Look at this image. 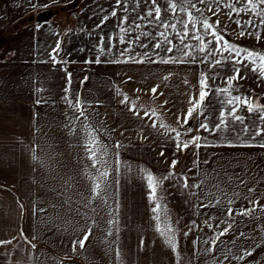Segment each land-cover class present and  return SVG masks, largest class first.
Segmentation results:
<instances>
[{
  "label": "crops",
  "instance_id": "obj_1",
  "mask_svg": "<svg viewBox=\"0 0 264 264\" xmlns=\"http://www.w3.org/2000/svg\"><path fill=\"white\" fill-rule=\"evenodd\" d=\"M24 1L0 0V19H6L5 17H8L14 7ZM27 2L29 3V0ZM135 2L136 0L131 4L134 5ZM32 3H36V0H32ZM60 3L61 1L58 0L55 5ZM41 8L44 7L29 5L26 10H17L18 16L30 13L36 15L37 10ZM113 9L115 5L111 0H87L71 13L74 23L66 22L64 30L57 27L59 21L67 20L70 16H63L64 19L51 17L46 21H35L32 27L3 40L23 38L31 30L34 31V35L39 33L38 39L44 44H40V50L37 48L28 51L23 48L21 51H10L9 54L0 52V182L4 187L23 189L24 206L29 203L31 205L32 196H39L36 203L40 209H43V198L48 195L44 189L53 190L54 194L51 195H60L65 199L63 202L70 205L71 211H66V215L72 214L65 215L62 217L63 220L73 221L79 218L86 220L85 225L76 224L74 227L72 223L70 227L66 225L60 231L59 234L65 237L66 243L70 246V252L56 248L57 256H55L47 248L41 251L32 249L29 245L24 247V259L19 264H117L115 255L117 249L121 252L119 264H174V259L168 255L170 246L158 245L151 241L152 235L160 234L153 229L156 228V220L153 219L154 214L151 211L154 205L148 198L146 175L151 173L159 177L158 172L163 177L173 171L172 161L176 160L175 173L186 175L190 185L201 184V188L196 189L192 201L186 200L177 192L167 193L168 189L184 187L183 179L179 178L182 186L176 185L175 179L164 180L162 184V191H165L166 197L161 203L167 204L168 220L181 221L178 224L172 223L176 234L191 236L203 233L199 231L197 221L205 219L203 215L210 210V208H202V204H207L206 199L203 198L208 186L207 173L216 170L241 172L244 178L243 186L240 188H243L246 186L249 160L254 158L255 160L251 161L256 164L264 161V147L238 145L226 142L219 133L210 135L202 129L197 131L203 121L202 117L190 119L188 124L183 123L189 107V98L195 101L199 97L203 68L201 59L180 64H138L109 63L106 61L114 60L116 56L111 58L102 56L101 63L94 62L99 55L93 53L94 44H99L100 36L103 35L106 40L108 37L114 40V35L120 31L116 20L119 19L118 14L116 17L111 16ZM100 10L104 11L99 12ZM105 17L108 19L102 23ZM15 19L4 20L5 25L2 27L10 26ZM58 42L60 47L58 52L54 53L53 49H56ZM3 44L4 42L0 44V51L3 49ZM53 55L59 62L52 59ZM153 58L160 59L159 56ZM86 60L93 62L85 63ZM69 73H71V91L79 93L91 105L87 108V114L97 128L92 135L99 136L103 144L108 146V155L105 159L112 162L113 156V168H115L119 153L118 158L124 164L118 185L113 183L112 191L109 189L107 204L97 199L90 206H84L92 195V181L89 175H98L97 168L100 166L92 167V161L87 157L85 142L90 138L86 130L87 122L83 119L74 121L73 116L78 115V112L69 109L62 100L66 95L64 89L68 85ZM169 73L172 75L165 81L163 77ZM184 80L188 83L185 84ZM157 85H159L157 94L153 95L151 89ZM161 92L163 95H159ZM122 94L130 98L138 97L137 103L146 106L149 110L157 109V114L164 123L181 133L179 136L181 143L195 136L206 138L200 141L202 147L197 150L194 145H190L188 149H178L176 132H165L160 129L159 121L157 127L153 128L152 121L143 117V111L140 116H136L128 110L129 105L121 103ZM37 100L46 102L37 104ZM161 105L163 107H160ZM178 117L180 123H177ZM212 123H216V120ZM72 124L78 130L77 134L69 130ZM66 125L68 127H65ZM189 126L192 130L185 133L184 129ZM117 142L122 147L117 148L115 146ZM125 151H133L134 158L145 153L152 156L150 164L147 163L150 169H146V165L144 168L140 167L135 159L137 163L131 177L134 192L129 201L125 193L126 181L123 180L128 155ZM177 152H180L181 159L176 157ZM210 155H213V159L208 161ZM204 161L208 163L205 164ZM234 164L236 167L232 166ZM166 165L168 168L164 173L162 170ZM108 179L111 182V174ZM115 179L116 173H114ZM120 189H123L124 197L119 196ZM0 197L2 199L0 203H4L7 199L6 202L12 207V211L7 213V218L18 217L19 210L15 211L17 204L15 195L13 193L6 195L0 190ZM124 199L128 203L124 202ZM238 203V200L233 201L232 207ZM243 203L251 204L248 200H244ZM93 208L96 209L95 212L92 211ZM111 214L113 219L118 217L119 230L120 224L127 228L119 233V240H116V243H114L115 235L114 240L107 235ZM24 216L29 225L31 221L29 208L27 211L25 207ZM93 220L98 222L93 223ZM89 228L92 229V234L85 242V247L81 249L77 245L76 250L73 251L72 241L82 239L84 235L83 232L80 236L79 229L87 231ZM181 229L180 234L178 231ZM23 230L30 235L27 227ZM14 232L16 233V230ZM144 236L151 239L144 243ZM101 237L103 243L99 242ZM188 245V249H183V252L187 253L184 256L187 259H183L182 264H191L189 259L191 247L190 244ZM10 247L13 248L14 258L15 244L14 247L13 245ZM64 249L67 250V247ZM59 253L63 254L59 255ZM13 258L12 264H14Z\"/></svg>",
  "mask_w": 264,
  "mask_h": 264
},
{
  "label": "snow or ice",
  "instance_id": "obj_2",
  "mask_svg": "<svg viewBox=\"0 0 264 264\" xmlns=\"http://www.w3.org/2000/svg\"><path fill=\"white\" fill-rule=\"evenodd\" d=\"M32 3V0H29ZM145 2V0H136L135 4H131L128 0H116V8L111 12L112 17L117 16V10L123 5V13L124 15L120 16L118 19V27L120 32L123 35L120 37V43H127V47L119 50L118 52H114V46L112 45V38L108 37L106 40L103 35L100 36V41L97 46L99 55L97 56L95 63H101L100 56L103 55H114L116 59L106 61L109 63H159V64H180V63H189L195 62L196 56L193 54L194 52H199L202 54L201 63H208L211 68H215L217 65H222L224 60L215 58L217 55L223 56V52L227 51L229 53V58L233 65L244 64V60H248V64L252 65L251 71L258 72L262 78H264V55L256 53L252 50H245L237 48L234 45H229V43L223 39V36L220 34V13L217 10H214L211 5L216 4L217 9L220 7L221 0H166L165 4H161L160 0H151V3L147 5L142 11H137V9L141 8V5ZM198 4H203L207 8L209 12H212L213 16H216L217 19L215 23H210L211 17H207L204 15L203 11L197 6ZM33 7H49V5L40 4V0H36V3L32 5ZM223 6L230 11L227 13L229 20L233 19V13L240 17L241 14H248V19H236L234 22L237 25V28L240 29L239 35H245V30L249 27H256V21L252 19L251 14H255L260 17V23L264 24V0H233L232 3H228L227 0H224ZM195 12L200 13L199 16L195 15ZM108 18L105 17L102 20L104 23ZM127 25V27H125ZM199 25V28L197 27ZM40 27L39 25L37 26ZM99 27V25L97 26ZM151 27L155 31L149 32L147 29ZM137 29L140 31L137 32ZM163 29L164 31H161ZM168 29H171L172 32L169 33ZM133 33H136L133 37ZM174 34V38H179V43H174L173 39H169V36ZM250 35H256L255 32H250ZM207 36H212L214 40H207ZM162 37V39L158 38ZM260 37L257 36V39ZM144 39H155V43L152 45L151 51H143L137 52L135 48L138 46L140 49H148L149 45L143 43ZM196 40L198 42L197 45H193L191 43H187L186 41ZM222 42V43H221ZM215 43V47H210ZM107 45V47H106ZM60 45L57 43L56 49H53V52H58ZM178 52L179 55H167L168 53ZM235 53V56L232 53ZM163 53V54H162ZM241 53H245V57H241ZM159 56L160 59L156 60L153 57ZM52 59L56 61V56L53 55ZM59 62V61H56ZM91 60H86L85 63H92ZM247 66V65H245ZM241 68L233 67L232 74L228 75L224 79V83L227 85L226 87H217L214 89L215 94L221 97V103L224 107L221 108L219 112V116L217 117L218 123H212L209 119L208 115L205 113V100L209 95L210 91H213L208 83L209 77L206 73H201L200 80V91L199 97L195 101L192 98H189L188 104L189 107L187 109L186 114L183 118V123L188 124L190 119H198L199 117H203V121L200 123L199 130H204L209 132L210 135L221 133L226 134L221 138L226 142L229 139H242L243 136H247L249 140H257L260 138L264 140V105L254 104L251 97H241L238 92V88L233 87V82L239 79H244V77L240 76ZM172 74L164 76L163 79L167 81ZM219 76V73H216ZM87 77L85 78V80ZM129 79H131L129 77ZM83 83V81H82ZM184 83L187 84L188 81L184 80ZM159 85L152 87L151 92L153 95L157 94V89ZM66 95L62 97V100L66 104L69 109H72L74 112H78V115L73 116L74 121H78L83 119L87 122L86 130H88L89 139L85 142V148L87 157L92 161V167H100L97 168L98 175H89V179L92 181L91 184V192L92 195L87 199V204L85 207L90 206L95 200L99 199L103 204H107V197L110 195L109 189L112 187V184L115 183L118 185L119 176L121 174V161L119 160V153H117V160L115 161V168L111 167L110 161L105 159L108 155V146L103 144L102 140L99 136L92 135L97 131L96 126L91 122L89 115L87 114V108L91 107V105L85 101L79 93H73L71 91V73L68 74V85L64 89ZM233 93H237L233 95ZM123 99L121 101L122 104L129 105L128 110L133 112L136 116H140L141 111H143V117H147L152 121L151 126L153 128L157 127V121H159V128L163 129L165 132H176V147L178 149H188L190 145H194L197 150H199L202 145L200 141L202 138L200 136L192 137L191 140L181 141L179 140V136L181 133L175 129L165 124L163 119L160 118L157 114V109L153 108L149 110L144 105H139L137 103L138 97L130 98L128 95L122 94ZM159 95H163V93H159ZM46 101L37 100V104L45 103ZM167 103V101H165ZM246 106L247 111L250 115H254L256 120L259 123H256L255 120L252 124L245 123L246 118L244 116L239 115L241 106ZM160 107H163L161 105ZM141 117V118H143ZM156 117V119H153ZM239 123L240 127L236 128L234 125ZM177 123H180V118L178 117ZM65 127H68L66 125ZM74 134H77V129L75 125L72 124L71 128H69ZM192 129L189 126L184 129V132H190ZM117 148L122 147L119 142L115 145ZM207 146V145H205ZM231 146V145H229ZM251 146V145H249ZM260 147H264V143L259 144ZM163 155V153H161ZM35 158V157H34ZM196 163V161H194ZM205 164L208 161H204ZM177 164L176 160L172 161V169L167 175L163 177H156L151 173L146 175L147 185L149 189V202L153 204L151 211L154 214L153 219L157 221L156 230L159 234L164 238L165 243L170 246L173 252L177 251V243L175 239L176 229L172 223L168 220V208L167 204L161 203L164 197L162 194H158V189L162 190V184L164 180L171 179L173 176L177 178L183 179L184 187L186 188H195L200 189L201 184H189L188 177L186 175H179L174 172L175 166ZM191 171V169H189ZM114 172L116 173V179L112 182H109L110 174ZM249 192H252L253 189H248ZM196 195L195 192L192 193ZM203 194V193H201ZM239 195L238 193L236 194ZM244 199L248 200L249 203L253 204L252 208L241 209L239 212H235V209L232 207H228L226 209L227 217L231 218L233 213L237 216H252L255 218V212L257 210L258 201L255 197L245 196ZM70 203V201H66ZM221 201L219 199L216 200L215 204H212L211 201L207 204H202V208L208 207H217L220 205ZM233 203L232 200L228 201V204L231 205ZM117 212L119 211V202L117 201ZM259 210L264 213V206H259ZM38 211H45V209H38ZM93 212L96 211L95 208L92 209ZM93 223H97V221L93 220ZM109 229L107 232L108 236H113V226H115V237L116 240H119V219L118 217L113 220H109ZM161 223L165 225L163 229H161ZM207 223V222H206ZM220 224H227L219 234L215 236L212 240V243L215 245L217 241H219L221 236L229 233L233 224L229 220L221 219ZM220 224H217L216 227H220ZM211 227V224L208 225ZM92 234V229L89 228L84 232L82 239H77L72 241L73 251L76 250L77 245L81 249L85 247V242L89 239V236ZM188 233H185L187 235ZM240 237H245L248 239L249 237L245 236V233L241 232ZM239 237H237L238 239ZM235 240L231 243L235 245ZM11 240L8 241H0V245L9 244ZM207 243V241H205ZM141 246H143V241H141ZM259 247L260 245H256ZM35 247V246H33ZM253 254L252 249H244V255L240 256L239 259L243 260L245 256H251ZM116 260L117 264H119L121 260V252L119 249L116 250ZM232 255V249L229 248L224 255L225 259H228V256ZM179 259V257H178ZM259 264V262H257Z\"/></svg>",
  "mask_w": 264,
  "mask_h": 264
},
{
  "label": "rangeland",
  "instance_id": "obj_3",
  "mask_svg": "<svg viewBox=\"0 0 264 264\" xmlns=\"http://www.w3.org/2000/svg\"><path fill=\"white\" fill-rule=\"evenodd\" d=\"M58 0H40V3L42 5L47 4L49 7H44L39 10H37V14L40 11H45V9L53 8L58 9L59 11L52 15L53 19H64V17H69L71 13L78 7L72 9H65L60 10V6H55V3ZM59 1H70V0H59ZM87 1V0H85ZM135 0H128V2H133ZM99 2V1H97ZM112 4L116 6V0H111ZM228 3H232L233 0H227ZM151 3V0H145V2L141 5V8L137 9V11H142L145 7H147L148 4ZM161 4H165L166 0H160ZM33 3H28L27 0L24 1V3L17 4V6L14 7L12 12L8 14V17H5L6 19H0V44L4 42L3 49H1L2 54H9V52H13L16 50L21 51L23 48L28 51H34L38 48L40 50L39 46L40 40L38 39L39 33L37 35H34V31H29L23 38H14L8 41H3L6 38L16 34L11 33L12 29L10 27L3 28L2 25H5L3 23L4 20H13L18 16L17 10H26L29 5L32 6ZM224 0H221L220 7L217 9L216 4H212L211 7L214 10L219 11L220 16V34L223 36V39L226 40L229 45H234L237 48L245 49V50H252L256 53L264 55V24L260 23V17L256 16L254 13L251 14L252 19L256 21V27H249L245 30V35L241 36L239 35L240 29L237 28L236 23L234 22L236 19H248V14H241L240 17H237L233 13V19L229 20L227 13L230 11L229 9L225 8L223 6ZM107 4H105L106 6ZM100 6V4L98 5ZM108 6V5H107ZM204 13L205 16L211 17L210 23H215V20L217 19L216 16L212 15V12H209L205 5L198 4L197 5ZM99 8V7H96ZM43 9V10H42ZM123 5L120 6V8L117 10L118 16L124 15L123 13ZM50 10V9H49ZM104 11V10H103ZM100 10L99 12H103ZM194 14L199 16L200 13L195 12L193 10ZM34 13H30V18H28V22L26 25L24 24V30L28 29L29 27H32L34 24V20L32 17L35 16ZM28 16V15H26ZM64 16V17H63ZM118 20V18H116ZM115 20V21H116ZM7 21V22H9ZM27 21H25L26 23ZM66 22H69V24L74 23V18L70 16L67 20H61L59 21V26H57L60 30H64V26L66 25ZM113 22V20H112ZM50 27V26H49ZM127 27V25H125ZM199 28V25L197 26ZM17 29H20V27H14ZM59 30V31H60ZM97 30V29H96ZM95 30V31H96ZM22 30H20L21 32ZM94 31V32H95ZM140 30L137 29V32ZM149 32H154L155 30L151 27L147 29ZM161 31H164L161 29ZM99 32V30L97 31ZM168 32L171 33L172 30L168 29ZM250 32H255L256 35H250ZM136 33H133V37ZM123 35L120 31L115 34V39L112 40V45L114 46V52H118L121 49L126 48L128 45L127 43L121 44L120 43V37ZM257 36L260 38L257 39ZM162 39V37H158ZM169 39H173L174 43H179V38L175 37L174 34L169 36ZM20 40V41H19ZM96 40V37H95ZM207 40H214L212 36H207ZM143 43H146L149 45L148 49H140L138 46L135 48L137 52H143V51H150L152 48V45L155 43V39H144L142 41ZM187 43H191L193 45L198 46V42L196 40H189L186 41ZM222 43V42H221ZM93 53L95 55L98 54V44H94ZM49 46V44H48ZM215 43L210 45V47H215ZM107 47V45H106ZM0 53V54H1ZM163 54V53H162ZM196 56V59H202V54L197 52L193 53ZM167 55H179L178 52L174 53H168ZM233 56H235V53H232ZM245 53H241V57H245ZM104 58H110L114 55H103ZM102 58V56H100ZM215 58L224 60V63L222 65H217L215 68H211L208 63H202V72L206 73L209 77L208 83L210 88L213 91L209 92V95L206 97L205 100V113L208 115L209 119L211 121H215L218 123L217 117L219 116V112L224 105L221 103V97L217 96L215 94L214 89L217 87H226L227 85L224 83V79L226 76L232 74L233 67H240L241 72L240 76L244 77V79H237L233 82V87L238 88V92L241 95V97H251L254 104L258 105H264V78L260 76L258 72L251 71L252 65L248 64V60H244V64L240 65H233L231 58H229V53L227 51L223 52V56L217 55ZM247 65V66H245ZM219 73V76L216 75V73ZM201 80V77H200ZM237 93H233L235 95ZM241 116H244L246 118L245 123L252 124L255 120L256 123H259L258 120H256L254 115H250L247 111L246 106H241L240 112L238 113ZM203 119V117H202ZM236 128H239L240 125L237 122L234 125ZM226 134L219 133V136H224ZM229 142H233L238 145H257L264 143V140L257 138V140H249L247 136H243L242 139H229ZM127 152V162L125 165V172L123 180L126 181V188L125 193L127 200L129 201L134 192V188L132 187L133 180L131 179L133 175V170L135 168V163L137 161L140 164V167H143L147 163L150 164V161L152 159V156L149 153L137 155L134 158L133 151H125ZM176 157L180 158L181 154L180 152L176 153ZM213 155H210L208 157V161L211 160ZM137 161H136V160ZM181 159V158H180ZM213 159V158H212ZM254 159V158H253ZM253 159H250L248 162V172H247V178L246 179V186H243V174L241 172H237L234 170H228L227 172H221V171H211L207 173V183L208 186L205 189V195L204 199H206L207 203L211 201L212 204L216 203V200L219 199L221 201L220 205L217 207H208L210 210L207 211L206 214L203 215L205 219L199 220L198 219V229L199 231H202V234L198 235H191V236H184V235H178L175 234V239L177 243V251L173 252L170 250V253L168 255L171 256L172 259H174V264H182L183 259H187L186 256L187 253L183 252V249H188L190 244L191 252H190V260L191 264H264V213H262L259 210V206H264V161L261 162V164L254 163ZM255 160V159H254ZM234 161V160H233ZM251 161V162H250ZM123 163H121V168L123 167ZM236 167V164L232 165ZM112 168H113V156H112ZM168 166H164L163 172L165 173L167 171ZM146 169H150L149 166L146 167ZM178 174V172H176ZM154 175V174H153ZM157 175L161 177V173L157 172ZM183 176L182 174H180ZM227 176V177H226ZM226 177V178H225ZM175 179V180H174ZM170 180V179H168ZM171 180H174L176 185H181V182H179V178H171ZM114 181V172L111 173V182ZM239 184V185H238ZM113 185V184H112ZM182 186V185H181ZM0 190L4 192V194L8 195L10 193H13L15 195V199L17 200V208L15 205V211L19 210V216L15 218H7L10 211H12V207L9 205V203L6 202L7 199H5L4 203H0V241H8L11 240V243L9 244H3L0 245V264H12V246L14 247L15 244V256L13 258L14 264H19L23 258L24 254V247L31 246L32 249L41 250L43 249L49 250L53 255L57 256L56 248L62 249L65 252H70V246L66 243L65 237H62L60 231L62 228H64L66 225L67 227H70L71 224H74V227L77 225H85V219L82 220V218L69 221V220H63L62 217L66 215V211L69 212L70 205L63 202L65 199H62L60 195H51L54 194V191L50 189H44L48 195L43 198V209L46 208L45 211L40 213L38 211L39 205L36 203L38 201L39 196H32V202L31 205H23L22 204V194L23 189L17 188H8L4 187L3 184L0 182ZM253 189L252 192H249L248 189ZM204 190V187H202ZM40 190V189H39ZM112 191V187L110 188ZM33 191V189H32ZM195 188H186V187H179L174 189H168L167 193L171 194L172 192H177L179 195L188 201H192L193 198V192H195ZM52 192V193H51ZM36 193V192H35ZM227 193L229 196H227ZM239 194L238 196L236 194ZM158 194H162L163 197H166L165 191L159 190ZM36 195H39L36 193ZM123 194V189H120L119 196ZM255 197V199L258 201L257 210L255 212V218L252 216H237L235 215V212H239L241 209L245 208H252L253 204L246 205L244 204V197ZM0 200L1 197H0ZM239 201L238 204H234L232 207V204L229 205L228 201ZM124 202L128 203L125 199ZM111 203H112V197H111ZM29 208V213L31 215V221L30 224H27V220L24 216V209ZM112 207V204H111ZM228 207H232L235 209V212L233 213V216L231 218L227 217L226 215V209ZM72 213H67L66 216H70ZM75 216V214H74ZM111 220H113V214ZM225 219L232 222L233 226L229 233L225 234L224 236H221L219 241L214 245L212 243V240L215 238L217 234H219L225 227H227V224H220V220ZM97 221V220H96ZM98 222V221H97ZM140 222V221H139ZM170 223L178 224L181 223V221H169ZM207 222V223H206ZM202 223H204L202 225ZM157 224V221H156ZM211 224V227L208 225ZM217 224H220V227H216ZM27 225V226H26ZM134 225V224H133ZM180 225V224H179ZM178 225V226H179ZM165 225L162 223L161 228H163ZM24 227H27L28 231L30 232V235L28 233H24ZM115 226H113V232ZM178 228V227H177ZM134 229V228H133ZM156 230V228H153ZM202 229V230H201ZM16 230V233L14 232ZM124 230H127L125 225L120 224V230L123 232ZM129 227H128V234H129ZM86 229H79V234L81 236V233L85 232ZM157 231V230H156ZM181 231H178L181 234ZM245 233L246 237H249L246 239L245 237H240V233ZM115 235V234H114ZM113 235V236H114ZM113 236L111 238L113 239ZM153 238L144 236V243L151 239L155 244L163 245L166 244L164 238L161 235H152ZM237 237H239L237 239ZM74 238V237H73ZM97 238V237H96ZM138 240V237H136ZM140 238V236H139ZM81 239V238H80ZM101 240V241H100ZM99 242H102V237L100 238ZM114 240V239H113ZM235 240V245H233L231 242ZM207 241V243H205ZM116 243V237L115 241ZM25 245V246H24ZM256 245H260L257 247ZM35 246V247H33ZM67 247V250L64 248ZM231 248L232 249V255L228 256V259L224 258L225 253L227 250ZM252 249L253 254L251 256H245L243 260H240L239 257L244 255V249ZM55 249V250H53ZM171 249V248H169ZM63 253H59V255H62ZM179 257V259H178Z\"/></svg>",
  "mask_w": 264,
  "mask_h": 264
},
{
  "label": "flooded vegetation",
  "instance_id": "obj_4",
  "mask_svg": "<svg viewBox=\"0 0 264 264\" xmlns=\"http://www.w3.org/2000/svg\"><path fill=\"white\" fill-rule=\"evenodd\" d=\"M85 0H70V1H65V2H62L60 4H56L55 6L59 7L60 6V10H65V9H69V8H76L78 7L82 2H84ZM50 9V10H49ZM45 11H50L52 13H57L59 10L58 9H53V8H48V9H45ZM42 12V11H41ZM40 12V13H41Z\"/></svg>",
  "mask_w": 264,
  "mask_h": 264
},
{
  "label": "trees",
  "instance_id": "obj_5",
  "mask_svg": "<svg viewBox=\"0 0 264 264\" xmlns=\"http://www.w3.org/2000/svg\"><path fill=\"white\" fill-rule=\"evenodd\" d=\"M28 15V16H26ZM30 14H25V15H21V16H18L15 21H13L10 26L11 29H12V32L11 33H16V32H19L20 30H24L23 28L25 27L24 24L26 25L28 22V18H30ZM25 21H27L25 23ZM14 27H20V29H17V28H14Z\"/></svg>",
  "mask_w": 264,
  "mask_h": 264
},
{
  "label": "water",
  "instance_id": "obj_6",
  "mask_svg": "<svg viewBox=\"0 0 264 264\" xmlns=\"http://www.w3.org/2000/svg\"><path fill=\"white\" fill-rule=\"evenodd\" d=\"M54 13L50 11H42L41 13L36 14L32 19L36 22L49 20Z\"/></svg>",
  "mask_w": 264,
  "mask_h": 264
}]
</instances>
